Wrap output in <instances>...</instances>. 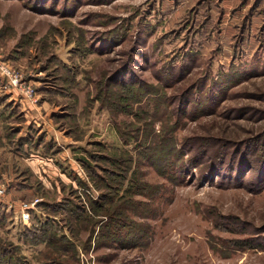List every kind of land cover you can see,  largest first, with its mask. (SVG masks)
<instances>
[{
  "label": "rangeland",
  "instance_id": "1",
  "mask_svg": "<svg viewBox=\"0 0 264 264\" xmlns=\"http://www.w3.org/2000/svg\"><path fill=\"white\" fill-rule=\"evenodd\" d=\"M0 186V264H264V0H0Z\"/></svg>",
  "mask_w": 264,
  "mask_h": 264
},
{
  "label": "built area",
  "instance_id": "2",
  "mask_svg": "<svg viewBox=\"0 0 264 264\" xmlns=\"http://www.w3.org/2000/svg\"><path fill=\"white\" fill-rule=\"evenodd\" d=\"M3 186V185H2ZM0 186V195H5V188ZM37 201H33L32 204L31 202H21L20 206V219L22 222L26 223V224H29L32 220V213H31V210H32V205H34ZM10 206L12 204H9Z\"/></svg>",
  "mask_w": 264,
  "mask_h": 264
},
{
  "label": "trees",
  "instance_id": "3",
  "mask_svg": "<svg viewBox=\"0 0 264 264\" xmlns=\"http://www.w3.org/2000/svg\"><path fill=\"white\" fill-rule=\"evenodd\" d=\"M86 163H88V160H86ZM74 177H77V175L74 174ZM40 229L42 231V228H40ZM23 236L26 238H39V237H41L39 235V227L23 232Z\"/></svg>",
  "mask_w": 264,
  "mask_h": 264
}]
</instances>
